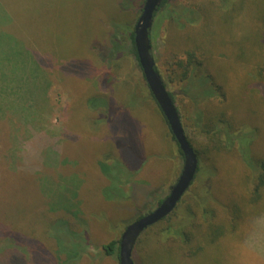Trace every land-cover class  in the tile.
Masks as SVG:
<instances>
[{
  "label": "rangeland",
  "instance_id": "rangeland-1",
  "mask_svg": "<svg viewBox=\"0 0 264 264\" xmlns=\"http://www.w3.org/2000/svg\"><path fill=\"white\" fill-rule=\"evenodd\" d=\"M133 18L118 0H0V92L16 95L7 98L0 93V227L8 223L26 238L35 237L31 245H38L50 264L58 263L52 237L59 240L63 235L56 236L51 226L49 233L48 223L66 217L75 228L79 224L58 208L68 211L75 201L85 210L92 244L78 264H119L117 255L107 254L104 245L120 240L136 218L135 208L145 202L142 196L134 198L130 183H124L131 175L125 164L140 168L134 179L149 190L150 210L167 196L182 170L183 157L159 106L132 75V62L141 73L136 57H125L109 68L92 48L108 43L115 22L131 23ZM119 27L125 30L124 25ZM151 42L156 66L200 151V169L186 199L198 192L196 204L208 200L209 213L194 223L211 217L212 209L216 214L200 229L211 245L196 239L199 227L193 225L188 239L171 246L159 233L166 223H159L139 238L135 264H264V252L256 250L264 244V223L258 219L264 213V199L249 200L262 172L252 166L264 158V0H169L154 19ZM111 49L118 52L114 40ZM190 54L200 64L195 71L214 78L218 96H204L207 86L202 90L199 84L189 91L179 81L183 71L178 63H185ZM32 57L36 63L40 59L43 73L25 64ZM70 59L74 63H67ZM82 59L90 62H83V67ZM85 71L87 82L77 74ZM112 71L118 77L113 83L101 78L111 77ZM133 85L139 98L129 94ZM95 95L100 96L94 105H111L107 113L90 108L88 99ZM220 113L235 130H244L230 134L229 141L223 132L222 149L217 151L200 129ZM101 114L111 121L103 123ZM42 132L51 141L39 147L43 168L30 173L24 168L30 157L24 144ZM106 154L111 158L113 154L108 163L112 178L108 194L113 200L101 192L108 183L98 162ZM196 204L192 201L198 211ZM217 204L224 207L221 213ZM240 205L243 217L235 222L236 229L230 228L232 213ZM216 226L227 235L217 238ZM78 247L63 244L61 250L73 253Z\"/></svg>",
  "mask_w": 264,
  "mask_h": 264
},
{
  "label": "trees",
  "instance_id": "trees-1",
  "mask_svg": "<svg viewBox=\"0 0 264 264\" xmlns=\"http://www.w3.org/2000/svg\"><path fill=\"white\" fill-rule=\"evenodd\" d=\"M144 1L145 0H118V5L120 6L121 9L126 10V11L130 10L133 12L134 18H133L132 22L131 23H125V24H123L124 22H122V24L115 22L116 26L115 27L112 26L113 28L111 27L112 31L110 32L111 34L109 35L108 43L103 44V45H101V43H98L99 45L96 44L94 47H92V48H94L98 59L100 61H103L104 63H106V65L109 68H111V65L114 64V62L116 63V62L124 59L125 57L133 60L132 55L135 56L138 60L137 52H136L135 44H134V37H135L134 26H135V23H136V20H137L139 14L142 11ZM168 1L169 0L163 1L161 7L157 10L155 17L157 15V13L162 9V7L168 3ZM119 25H124L125 30H122L119 27ZM113 40L115 41V43L118 47V52H116V53H112V49H111ZM191 56L192 55L190 54V57L187 58L185 63L183 60H182L183 62L181 61V63H178L179 66L182 67V71H183L180 73L181 76H179V77L177 76L179 81L181 83H183V85L187 86V90L191 89L190 86H192L193 84H199L201 86L200 88L202 90H203V87L207 86V88H208V89L207 88L204 89V92H203L204 96L207 94H209V95L214 94L215 96H218L219 90L217 91V89L213 86L216 84H214L212 82V80H214V78H212V76H210L211 75L210 73L206 74V75L198 74V72H200V71L196 72L195 70L199 69L200 64L196 63V60H191ZM27 60L28 59H26L25 64L28 63L32 67L35 65L36 69L40 73L42 71H44L43 67H42L43 64L41 63L40 59L38 60L37 63H36V58H34V57H32V59H30L28 61ZM70 60H72V59H70ZM77 61H79V60H77ZM83 62L86 63V62H90V61H88L87 59H82L80 62V65H83V67H84L85 65L82 64ZM67 63H74V61L72 60V61H69ZM133 63L134 62H132V66H133L132 67V75L134 77H139L138 78L139 82H140L139 85L142 86L144 89H146V93L149 94L154 99V96H153L151 90L149 89L147 83L145 82V77H144V74L142 72L140 64L138 67H139L141 73L139 74L138 70L136 69V65H134ZM199 63H201V62H199ZM61 68L64 69V67H61ZM157 70L159 71L158 68H157ZM112 73H113V71H112ZM259 73L261 76L263 71L260 70ZM77 74H78V77L80 79L83 78L84 82L88 81L89 74L88 73L86 74V71L83 72L82 74L81 73H77ZM106 75L107 74H104L101 78H104L107 82L111 79V83H113V80L118 79V77H116V74H114V73L111 75V77H107ZM35 77H37V76H35ZM262 79L264 80L263 77H262ZM165 84H166V82H165ZM104 85L106 87L107 84L105 83ZM166 86H167V84H166ZM169 92L175 101L174 94L171 91H169ZM0 93H2L3 97L6 96L7 98H14L16 96L13 94V93H15V91H12L9 93H4V92H0ZM107 93H106V95H104V98H108ZM129 94L132 97H135V98L138 97L136 85L135 86L133 85L131 93H129ZM99 96L100 95H95V96L89 98L88 99V105L90 106L91 109H93L95 111L96 110L99 111V113H102L103 111H105L107 113L108 112L107 109L111 108V105L109 103H106L105 105H102V106L94 105V103H93L94 100L99 98ZM45 98L47 100V94L45 95ZM100 98H103V97H100ZM201 100H196V101L199 104V102H201ZM154 101H155V99H154ZM156 104H157V102H156ZM112 106H113V102H112ZM10 109H14V107L11 106ZM159 109H160V107H159ZM3 112L5 113L6 111H3ZM160 113L162 116V121L164 120L165 125L168 124L165 116L163 115V112L161 111V109H160ZM226 116L227 115L225 113H220L219 115H216L215 119H213V120L210 119L207 124H205V125L203 124L202 128L200 129V132L205 134L211 143H214V150H217V151H220L222 149V147L219 144L221 143V137L220 136H221V134H223V132L227 136L226 139L229 141L228 136L230 134L234 135L235 134L234 132H237L236 134H239L242 130H244L243 128H236V130H235L233 127L235 125H233L230 122V119L227 118ZM97 117H98V115H97ZM112 118H113V116H112ZM99 119H102L101 121L105 124H107L108 122L111 121V119L109 120V118L106 116V114L104 117L101 114ZM181 119H182V117H181ZM198 119L200 122H203V119H204L203 112H202V114H199ZM199 125L201 126L202 124H199ZM226 127L229 128L228 131H227ZM184 129H185V133H186L190 143L194 147L192 140L189 137V132H187L185 126H184ZM170 132L172 134L173 139L176 141L171 129H170ZM54 140H56V139H54ZM50 141L51 140L48 137L47 133L42 132L41 136L38 139L33 138L32 140H30V142H27L24 144V145L28 144V148L30 150V157L27 159V163H25V165H24V168L26 171H29L30 173H33L35 171L39 172L43 168L41 157H40V152H39V147L48 144ZM175 143H177V142H175ZM177 146H178V143H177ZM232 147H234V145ZM194 149L197 152L199 160H200V151L198 149H196L195 147H194ZM228 149L231 150V148H228ZM37 152H38V154H36ZM179 152L181 153V156L183 157V154H182L180 149H179ZM110 159H111V161H113V154H112V158L109 154L102 156V158L98 162L99 166L101 167L102 171L104 172L105 176L107 177L108 186L101 188L102 196L106 200H113L114 199L111 195L108 194V192H109L108 190L110 188L109 182H112V178L109 177V174H108V163H109ZM39 161L41 163H39ZM145 161H146V158L142 157L139 162H141V164H143ZM53 165L56 167V164H53ZM125 165L130 170L131 175H130V178H128L126 180V182H124V183H126V184L130 183L131 194L134 198H137L138 196H142L144 198L143 201H145L142 204H140V206H137L135 208L136 218H133L131 220V222H133L134 220L140 218L141 216H143L146 213H148L149 211H151L149 204H148V200H147L149 190H147L145 188V186H144L145 183L140 184L139 182H136L134 179L136 172H138L140 168H132L128 164H125ZM252 167L253 168L256 167L257 171H259V170H260V172L262 171L260 173V176H259L260 184H258L255 187V189L252 191V197H251V199H249L250 201L257 202V201L264 199V158L257 159L256 164H254V166H252ZM199 169H200V167H199ZM28 184H29V182L27 183V185ZM188 194H189V192L187 191V193L183 196V198L181 199V201L179 202V204L177 205V207L174 209V211L171 214H169L164 219H162L161 221H159L158 223H156L154 225H157L159 223H166L165 225L160 226L159 233L161 234L160 235L161 238H164L165 241L168 240L167 243L171 246L173 245L174 247L176 245H179L180 242L184 238L188 239L191 236L190 228L193 225H194V227H195V225H197L199 227V229H198V234L196 235V239H198L200 242H205L206 244L211 245L212 242L210 243V241L208 240V236H207V239H205L203 236L206 233L204 232V234H203L202 231L200 232V229L202 230L203 222H205L206 220H211V218H215L216 211L212 209L211 217L205 216L206 218L201 223H199V224L197 222L194 223L195 220H197V218L201 217L200 216L201 214L206 213V215H207V213H209V206L207 205L208 203H206L208 200L206 202H204L202 199L200 201V205H197L196 199L199 198L200 194H198V192H197L195 198L193 195L192 198H190V200L187 201L186 197ZM78 195H79V193H78ZM256 195L258 196V200L256 199ZM124 198H126V195H124V197H120V199L119 198L118 199L122 200ZM164 198L165 197L160 198L158 202L160 203ZM193 198H194V200H193ZM192 201L198 206L197 207L198 211H196L194 209V207L192 206ZM184 204H185V206H184ZM204 205H206V206H204ZM217 205L218 206H216L215 209L220 210V213H221V209L224 207L220 204H217ZM183 206L185 209L183 208ZM240 207H241V211H239ZM240 207H239V210L232 213L233 214L232 221H234V223L231 224L230 228L236 229L237 226H236L235 222L238 221L237 224H239V219L243 217V216H241V214L243 213L242 212L243 206L240 205ZM49 210L50 209L48 207L45 209V211H49ZM199 210H201V211H199ZM57 211L70 213L77 220V223H79V224H77V227L75 228L74 225H72L70 223L71 221L66 217H58V218H55V220H52L48 223L49 230H50L49 233L52 232V230H51V228H52L55 230L54 234H56V236L58 234L63 235L62 238L59 240L56 237L46 235L48 237H52L54 240L56 239L55 243H56L57 247L55 248V252L57 255L55 258H56V260L58 259L57 264H75V263L78 264L82 255L84 253H86V251H87L86 249L92 244L91 240H90V233H89L87 222L83 219V215L85 214L84 213L85 210L83 209V206L82 207L79 206V204H77L74 201L73 207L69 208L68 211H65V210H62L59 208L57 209ZM180 213H181V216H180L181 218L178 217V214L180 215ZM260 218H261V220H259V223H261V222L264 223V221H263L264 220L263 219L264 213H261L259 215L258 219H260ZM131 222L129 221V223H131ZM154 225H152V226H154ZM50 226H51V228H50ZM152 226L147 228L145 231H148ZM216 229H219V231H220V232L218 231V233H217V238H220L223 235H227V232L224 233L217 226H216ZM210 232L212 233V231H210ZM0 236H2V240L0 243V261H1V264H34L32 261H35L36 264H50V262L47 260V258L42 257L40 255L41 251L38 248V245H36V246L31 245L33 240L37 241V239L35 237L31 236L33 240L26 238L25 236H27V235L22 234L21 230H19V229H16V231L11 230L8 223H5L4 225H2L0 227ZM64 238H66L67 241L64 240L62 243V240ZM65 241H66V243H65ZM71 243L79 245V247L76 249L75 252L72 253L69 250H61V247L63 244L69 245ZM104 248H105L107 254H110V255L116 254L118 259H119V240L110 241L108 244L104 245ZM46 250L49 251L48 249H46ZM136 250L137 249H135V251H134V261H135Z\"/></svg>",
  "mask_w": 264,
  "mask_h": 264
},
{
  "label": "water",
  "instance_id": "water-1",
  "mask_svg": "<svg viewBox=\"0 0 264 264\" xmlns=\"http://www.w3.org/2000/svg\"><path fill=\"white\" fill-rule=\"evenodd\" d=\"M164 0H145L134 26V44L149 89L160 107L183 154L182 170L167 196L151 211L129 223L119 240V264H135L134 251L139 238L150 226L171 214L187 193L199 169V157L190 143L177 104L172 98L164 78L157 70L152 53L151 30L155 14ZM137 59V58H136Z\"/></svg>",
  "mask_w": 264,
  "mask_h": 264
},
{
  "label": "clouds",
  "instance_id": "clouds-1",
  "mask_svg": "<svg viewBox=\"0 0 264 264\" xmlns=\"http://www.w3.org/2000/svg\"><path fill=\"white\" fill-rule=\"evenodd\" d=\"M256 250L259 252H264V244L257 245Z\"/></svg>",
  "mask_w": 264,
  "mask_h": 264
}]
</instances>
